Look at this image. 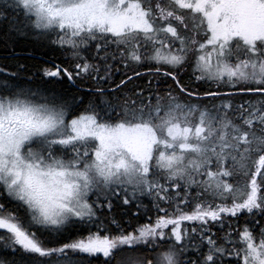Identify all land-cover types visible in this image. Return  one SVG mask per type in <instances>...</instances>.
I'll return each mask as SVG.
<instances>
[{
	"label": "snow or ice",
	"instance_id": "snow-or-ice-1",
	"mask_svg": "<svg viewBox=\"0 0 264 264\" xmlns=\"http://www.w3.org/2000/svg\"><path fill=\"white\" fill-rule=\"evenodd\" d=\"M3 21L72 63L0 67V264H264V0H0ZM116 63L180 95L106 89ZM189 63L234 91L189 89ZM144 196L154 222L125 229L113 199Z\"/></svg>",
	"mask_w": 264,
	"mask_h": 264
},
{
	"label": "trees",
	"instance_id": "trees-1",
	"mask_svg": "<svg viewBox=\"0 0 264 264\" xmlns=\"http://www.w3.org/2000/svg\"><path fill=\"white\" fill-rule=\"evenodd\" d=\"M8 15L15 19V16L11 11ZM9 21L0 22V67H7L10 71H15L18 64L25 66L26 71L22 72V76L32 75L37 73V69L44 67H51V63H45L46 61H54L55 63L61 64L63 66L71 67V61L67 58V54L62 50L48 44L46 40L37 38L32 32H28L26 35H20L12 32L9 27ZM14 53V54H13ZM154 65H133L129 68H125L123 64L116 63L114 65V70L112 72V82L109 84L103 85L104 88L115 87L116 84H119L121 80H127L129 76H132L133 79L124 86L121 91L129 95L132 94V91L144 90L145 95H148L149 89L157 90L161 95H163L169 88L172 90L173 95H180L176 85L171 79L165 78L162 75H151L149 74L150 69L154 71ZM118 69V71L116 70ZM170 69H162V71ZM179 71V78L181 82L188 87L189 89H196L200 94H203L206 91H220L228 92L234 91L233 89L228 88L227 86L221 85L219 88L214 83L196 81L193 78L192 66L191 63L186 65L183 69ZM142 73L139 78L134 76V73ZM198 75V73H197ZM151 81V85H149ZM38 82V81H37ZM78 84H81L80 81H77ZM82 87H87L88 85L81 84ZM64 89H67L65 95H69L76 92L75 87H73L69 82L65 81L63 85ZM83 94V93H81ZM119 95L120 93H116ZM134 99L136 97L133 96ZM184 100H187V97H181ZM244 99H255V97H234L235 102H240ZM202 104H219L220 100H201ZM195 192V189L193 190ZM139 202L145 206L146 210L138 208L137 201H132L129 205H123L120 197H115L113 199L114 208L111 215L115 216L118 221L125 227L127 230H131L136 227L138 224H145L154 222L156 218V210L152 207L151 198L144 196L139 198ZM167 207V205H162ZM190 210V209H189ZM133 213H139V215H133ZM105 215H108L105 212ZM245 222V215L241 214L238 218L227 217L225 218V223L223 228L217 223H210L208 227L211 229V232L216 233L217 236H223L226 232L236 228L242 227ZM189 225V222H185V227ZM231 225V228L229 227ZM171 227V226H170ZM142 249L136 252H126L123 255L135 260L141 253ZM91 264H103V258L91 260Z\"/></svg>",
	"mask_w": 264,
	"mask_h": 264
}]
</instances>
